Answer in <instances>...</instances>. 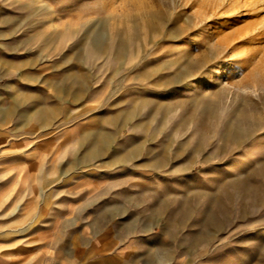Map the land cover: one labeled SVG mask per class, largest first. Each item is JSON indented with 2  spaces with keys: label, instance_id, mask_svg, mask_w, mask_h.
<instances>
[{
  "label": "rangeland",
  "instance_id": "obj_1",
  "mask_svg": "<svg viewBox=\"0 0 264 264\" xmlns=\"http://www.w3.org/2000/svg\"><path fill=\"white\" fill-rule=\"evenodd\" d=\"M0 264H264V0H0Z\"/></svg>",
  "mask_w": 264,
  "mask_h": 264
},
{
  "label": "bare ground",
  "instance_id": "obj_2",
  "mask_svg": "<svg viewBox=\"0 0 264 264\" xmlns=\"http://www.w3.org/2000/svg\"><path fill=\"white\" fill-rule=\"evenodd\" d=\"M241 1H242V0H241ZM256 1H257V0H252V3H253V2H256ZM248 2H249V1H248ZM258 2H259V0H258ZM260 2H261V1H260ZM262 2H263V1H262ZM249 4H250V3H249ZM249 4L246 3V2H244V5H245V6H247V5H249ZM254 4H255V3H254ZM251 6H252V5H251ZM251 6H250V7H251ZM255 6H256V5H255Z\"/></svg>",
  "mask_w": 264,
  "mask_h": 264
},
{
  "label": "snow or ice",
  "instance_id": "obj_3",
  "mask_svg": "<svg viewBox=\"0 0 264 264\" xmlns=\"http://www.w3.org/2000/svg\"><path fill=\"white\" fill-rule=\"evenodd\" d=\"M208 70H209V71H211V70H212V68L210 67ZM220 70L222 71V69H220Z\"/></svg>",
  "mask_w": 264,
  "mask_h": 264
}]
</instances>
